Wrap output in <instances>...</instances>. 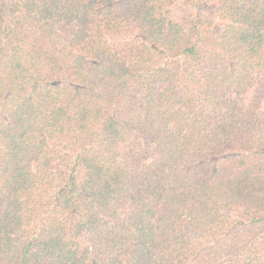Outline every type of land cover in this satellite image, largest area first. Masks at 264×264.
<instances>
[{"label": "trees", "instance_id": "obj_1", "mask_svg": "<svg viewBox=\"0 0 264 264\" xmlns=\"http://www.w3.org/2000/svg\"><path fill=\"white\" fill-rule=\"evenodd\" d=\"M0 264H264V0H0Z\"/></svg>", "mask_w": 264, "mask_h": 264}]
</instances>
